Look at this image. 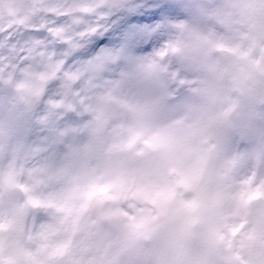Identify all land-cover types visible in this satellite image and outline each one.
Returning <instances> with one entry per match:
<instances>
[{
  "label": "clouds",
  "instance_id": "obj_1",
  "mask_svg": "<svg viewBox=\"0 0 264 264\" xmlns=\"http://www.w3.org/2000/svg\"><path fill=\"white\" fill-rule=\"evenodd\" d=\"M183 11L147 56L0 76V264H264V0Z\"/></svg>",
  "mask_w": 264,
  "mask_h": 264
},
{
  "label": "snow or ice",
  "instance_id": "obj_2",
  "mask_svg": "<svg viewBox=\"0 0 264 264\" xmlns=\"http://www.w3.org/2000/svg\"><path fill=\"white\" fill-rule=\"evenodd\" d=\"M74 4L75 0H0V76L45 77L49 73L32 71L43 64L52 75L77 79L79 66L86 63L77 61L75 53L100 28H80L77 13L89 9Z\"/></svg>",
  "mask_w": 264,
  "mask_h": 264
},
{
  "label": "rangeland",
  "instance_id": "obj_3",
  "mask_svg": "<svg viewBox=\"0 0 264 264\" xmlns=\"http://www.w3.org/2000/svg\"><path fill=\"white\" fill-rule=\"evenodd\" d=\"M130 5L108 18L100 30L77 50L82 63L109 55L147 56L157 50L173 25L184 19L185 0H116ZM113 70H119L113 66Z\"/></svg>",
  "mask_w": 264,
  "mask_h": 264
}]
</instances>
